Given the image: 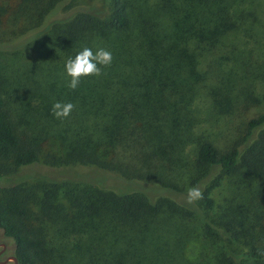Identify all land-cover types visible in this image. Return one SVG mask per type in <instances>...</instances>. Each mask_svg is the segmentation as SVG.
Instances as JSON below:
<instances>
[{
    "label": "trees",
    "instance_id": "trees-1",
    "mask_svg": "<svg viewBox=\"0 0 264 264\" xmlns=\"http://www.w3.org/2000/svg\"><path fill=\"white\" fill-rule=\"evenodd\" d=\"M240 2L0 0V53L22 56L17 71L45 59L38 76L51 83L43 97L3 63L0 180L39 162L79 165L177 196L67 180L0 187V230L17 264H264V114L221 150L201 136L196 106L205 97L222 113L206 74ZM61 9L69 15L48 21ZM8 78L31 95L18 112L2 93Z\"/></svg>",
    "mask_w": 264,
    "mask_h": 264
},
{
    "label": "rangeland",
    "instance_id": "rangeland-1",
    "mask_svg": "<svg viewBox=\"0 0 264 264\" xmlns=\"http://www.w3.org/2000/svg\"><path fill=\"white\" fill-rule=\"evenodd\" d=\"M240 3L238 15L234 20L236 28L222 40L218 51L212 56L214 65L210 67V70L206 74L207 86L212 87V89L217 88L219 96L226 99L225 104L222 106V113L218 109L217 113L210 111L205 97L196 101V106L201 113L200 118L202 119L200 124L201 136L208 137L221 150H224L234 142L239 143L246 132L247 122L264 114V0H241ZM29 7H33V5ZM57 12L49 15L48 21L57 20L65 15L62 9L57 10ZM68 13L65 16H68ZM24 14L29 16L25 12ZM45 23L47 22L43 20L42 26L39 28L40 30ZM8 32H12V28ZM12 52L2 51L0 53V72L2 71L3 63H6L7 77L9 75L14 76V71H17L19 67L18 61H21L22 57L12 59L13 61L15 60L14 62L6 61ZM219 55L222 57V60L220 59L221 57L219 58ZM32 56H34V53L30 50V57ZM202 61L203 59L199 63V69L203 68L207 72L204 63L202 67ZM36 62L39 65L36 70L25 67L30 64L25 63L23 67L21 66L18 69L17 73L26 74L29 80L34 79L36 87H39V91L43 94V97H49L47 88L48 84L50 85L51 83L48 82L47 77H43L45 75L43 67H45L47 61L36 58ZM9 63L12 64L10 65ZM39 69L41 73L43 72L41 76H38ZM5 84L6 87H4L2 93L7 101L8 109L12 110V112H18L22 106L21 104L24 103L20 99L24 100L23 98L30 97L31 95L27 91V88H25L22 80L15 83L12 78H8ZM40 87L42 90H40ZM48 100L45 99L46 102ZM46 109L47 105L45 104L44 111H47ZM54 110V117L58 118V109L54 107ZM44 122L45 124L47 123L46 120ZM256 135L257 131L249 137L248 141H253ZM40 161H42V158H40ZM38 179L78 181L92 186L109 188L116 193L133 190L143 191L151 198L163 195L174 199L177 198V196H172L167 192L156 190L155 187L145 186V188H149L146 190L143 186L141 188L140 186L124 184L116 176L93 167L74 165L58 168L51 167L42 162L17 169L13 176L0 180V187L9 186L17 182H34ZM203 187V185H200L195 189H191L182 198L189 201ZM220 194H222V190L218 189L214 198L216 202L219 200ZM198 225L200 224L197 221H192L190 226L197 228ZM0 241L5 242L9 247L5 255L12 254L11 243L3 237L1 230ZM192 252L193 250L190 251V254Z\"/></svg>",
    "mask_w": 264,
    "mask_h": 264
},
{
    "label": "flooded vegetation",
    "instance_id": "flooded-vegetation-1",
    "mask_svg": "<svg viewBox=\"0 0 264 264\" xmlns=\"http://www.w3.org/2000/svg\"><path fill=\"white\" fill-rule=\"evenodd\" d=\"M3 235V234H2ZM4 237V236H3ZM5 238V237H4ZM6 239V238H5ZM9 250V247L8 245L3 242V241H0V263H3L4 264H8L10 262V264H13L12 261H10L9 259L11 257H13V254H10V255H5V253ZM4 257V258H3ZM7 260V261H5ZM17 264V263H16Z\"/></svg>",
    "mask_w": 264,
    "mask_h": 264
},
{
    "label": "water",
    "instance_id": "water-1",
    "mask_svg": "<svg viewBox=\"0 0 264 264\" xmlns=\"http://www.w3.org/2000/svg\"><path fill=\"white\" fill-rule=\"evenodd\" d=\"M9 260L12 261L13 264H16V259L14 257H11ZM5 261H7V260H5ZM0 264H4V262L0 263Z\"/></svg>",
    "mask_w": 264,
    "mask_h": 264
}]
</instances>
